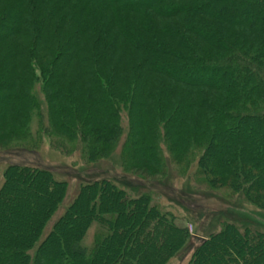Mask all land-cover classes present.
I'll return each instance as SVG.
<instances>
[{
    "label": "trees",
    "instance_id": "1",
    "mask_svg": "<svg viewBox=\"0 0 264 264\" xmlns=\"http://www.w3.org/2000/svg\"><path fill=\"white\" fill-rule=\"evenodd\" d=\"M44 139L146 182L159 144L184 167L198 153L196 187L264 213V0H0V150ZM1 177L0 264H167L188 243L155 193L94 176L63 203L33 161ZM237 226L211 221L187 264H264V234Z\"/></svg>",
    "mask_w": 264,
    "mask_h": 264
},
{
    "label": "rangeland",
    "instance_id": "2",
    "mask_svg": "<svg viewBox=\"0 0 264 264\" xmlns=\"http://www.w3.org/2000/svg\"><path fill=\"white\" fill-rule=\"evenodd\" d=\"M72 4L71 2L69 5ZM106 13L108 14V10ZM107 14H105V20L110 18ZM231 19L236 18L231 16ZM159 23L160 25H172L174 21L160 20ZM200 48L202 47L200 46ZM126 114L125 110L121 113V122L124 126L128 123L125 119ZM159 148L162 152L166 169L162 175L152 176L155 179L146 182L135 178V176L122 167L116 166L113 168V162H110L108 157L97 165L81 166L80 164L77 167L75 166V162L79 158L77 154L50 147L48 139L42 140L41 149L35 157L25 155V152L14 150L15 147L10 146L7 150H0V187L2 185L1 176L7 165L10 163L29 164L30 161H33L36 166H41L56 173V178L68 183L63 203L69 201L76 194L80 183L92 181L94 176L108 179L118 187H126L133 192V195H137L134 190H138L139 193L146 191L155 193V195L162 198V200L158 199L159 205L170 212L178 221H181L182 224H186L190 234L184 250L167 264H187L199 240L205 237V234L211 230L208 227L209 223L215 219L234 222L238 224L237 227L241 230L248 228L252 232L264 234V213L254 209L249 211L250 207L246 205L241 206L242 210L232 207L226 209L221 203H217L214 200L212 194H208L210 192L204 190L203 187L198 188L195 186L196 180H200V175L195 176L193 174L198 169V159L201 155L196 153L194 158L188 163V165L191 164L189 165L190 167H184L174 162L172 154L167 151V148L163 144H159ZM195 151L198 152L197 150ZM116 152H118V149H116ZM111 155L112 153L109 154V157ZM186 157L185 159H189V156ZM103 173L104 175H101ZM235 205L242 204L239 201L238 203L235 202ZM55 232V236L60 234L62 237V226L59 225ZM90 236L91 229H88L83 241L86 247L92 242V237Z\"/></svg>",
    "mask_w": 264,
    "mask_h": 264
}]
</instances>
